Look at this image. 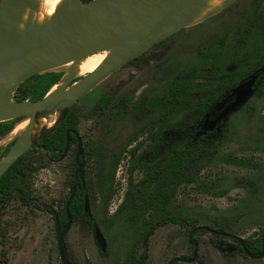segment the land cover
<instances>
[{
  "label": "rangeland",
  "instance_id": "1",
  "mask_svg": "<svg viewBox=\"0 0 264 264\" xmlns=\"http://www.w3.org/2000/svg\"><path fill=\"white\" fill-rule=\"evenodd\" d=\"M264 19V0H236L215 16L188 26L160 47L153 48L99 84L78 104L79 135L88 157L86 186L94 225L105 239L106 251L99 255L93 230L79 222L65 235L68 257L74 264H125L140 250L145 220L160 222L161 214L139 215L130 221L128 212L142 205L136 197L125 206L128 183L139 186L148 167L163 157L156 137L164 133L161 112L141 111L143 103L178 75L198 65L223 64L244 51L237 34L248 20ZM240 47V48H239ZM55 72L64 74V69ZM64 77V76H63ZM28 86L23 84V88ZM111 93L113 104L101 115L91 116L94 103ZM129 99L126 107L122 103ZM13 102L17 99L13 98ZM123 114V116H122ZM121 116V117H120ZM42 135V134H41ZM39 135L34 141L39 142ZM165 135V134H164ZM0 140V151L11 141ZM38 157L43 161V153ZM226 158L241 159L248 166H235ZM73 156L55 165H45L31 176V208L14 203L1 217L0 264H61L54 235L52 213L61 211L73 178ZM134 168L131 172L130 169ZM250 185L242 187L239 181ZM167 212L194 227L223 228L244 241L259 240L264 229V93L250 96L230 119L227 142L210 163L202 162L191 172L171 199ZM189 230L162 224L148 241L151 264H168L172 258H190L193 253ZM198 244L192 264H264L242 254L222 253L236 244L202 231L191 238ZM175 264H186L177 262Z\"/></svg>",
  "mask_w": 264,
  "mask_h": 264
},
{
  "label": "water",
  "instance_id": "2",
  "mask_svg": "<svg viewBox=\"0 0 264 264\" xmlns=\"http://www.w3.org/2000/svg\"><path fill=\"white\" fill-rule=\"evenodd\" d=\"M29 1L31 0H0V19L3 20L0 24V124L16 119L21 121L33 116H43L54 110L61 112L60 123L81 98L113 73L190 26L194 11L202 2V0H93L84 3L82 0H66L46 26L32 31L26 29L22 37H14V28ZM235 1L224 0L220 11L225 10ZM109 49H111L110 53L92 73L81 77L69 75L64 91L50 94V90L37 102L12 101L15 91L28 79L55 72L73 61ZM75 79L79 80L70 85ZM252 84L253 80L236 87L232 92L234 101L227 106L226 103L221 104L219 108L221 112L212 124L226 118L229 113L239 108L250 96ZM25 134L16 137L15 144L0 162V178L30 145H37L34 140L28 142ZM77 142L76 174L82 185L80 189H84L82 165L79 163V159L82 158L79 138ZM68 146L69 136L66 133L62 158ZM75 190L76 186L72 187L66 205V225L60 228L57 218L54 219L62 264H69L64 246V234L71 225L68 206ZM84 213L90 215L87 199L84 202ZM197 230L235 240L250 259L264 258V229L261 250L258 253L247 251L244 241L235 236L218 233L205 227ZM94 237L101 251H105V242L97 227L94 228ZM192 245L194 255L188 261L190 263L196 258L197 245L195 242ZM178 261L185 262L183 259Z\"/></svg>",
  "mask_w": 264,
  "mask_h": 264
},
{
  "label": "trees",
  "instance_id": "3",
  "mask_svg": "<svg viewBox=\"0 0 264 264\" xmlns=\"http://www.w3.org/2000/svg\"><path fill=\"white\" fill-rule=\"evenodd\" d=\"M90 1L93 0H82L84 3ZM236 34L238 41L235 48L238 47V44L244 46V51L239 57L234 56L223 64L211 63L207 66L193 67L190 71L178 75L168 82L153 101L143 103L142 112L152 107L157 113L161 112V116H164L163 119L172 122V124L166 128V136H162L163 138L160 135L156 137V141L161 140L162 144H166L164 156L153 168L148 167L139 186L133 185L131 181L128 183L123 206L133 198L144 199L146 195H149L142 205L128 212V220H134L139 215L143 217L144 214L152 216L154 213H159L164 223L176 224L183 229H193L183 219L170 218L167 208L176 191L188 181L192 170L202 162L210 163L214 157L219 155L220 149L227 142L230 119L238 108L229 113L219 127H215L216 129L214 127L207 129L204 125V119L214 115L217 112L218 103L229 98L231 92L241 84L253 80L250 96L264 93V19L261 20L260 17L256 16L248 20L246 25L241 28L240 33ZM164 43L165 41L159 46ZM61 77L62 74L57 72L34 76L23 83H28V86L24 88L23 84L19 86L13 98L17 99V102L40 101L53 86L55 87L60 82ZM109 100V96L100 98L92 110L93 114L98 111L104 112ZM127 102L128 100L124 101V104ZM76 114L77 109H71L53 131L41 135L42 143L46 147H50L52 152H57L55 158L64 147L65 131L75 129L77 125ZM18 120L1 123L0 138L10 134ZM196 122L198 124H195ZM225 160L235 166L245 167L249 165L247 160L230 158ZM31 165L30 157L25 156L19 159L1 179L0 188H3L4 192L7 193L13 185H17L15 183L17 181L21 184L19 186L20 191L24 193L27 183L25 168ZM133 169H130V172ZM11 179L14 181L11 182ZM237 184L242 187L250 185L248 181L243 180ZM69 213L73 221H81L92 227L93 220L83 213L82 200L79 195L71 203ZM57 217L59 224L64 225L66 222L64 210L57 213ZM158 225L147 220L143 222V226L147 227L141 234L143 251L137 257L132 252L125 264H150L146 243ZM217 230L225 232L223 228ZM246 247L249 251L256 253L259 252L261 243L259 240L251 239L246 241Z\"/></svg>",
  "mask_w": 264,
  "mask_h": 264
},
{
  "label": "flooded vegetation",
  "instance_id": "4",
  "mask_svg": "<svg viewBox=\"0 0 264 264\" xmlns=\"http://www.w3.org/2000/svg\"><path fill=\"white\" fill-rule=\"evenodd\" d=\"M177 34V33H176ZM175 34V35H176ZM174 36V35H173ZM173 36H171V37H173ZM169 39V38H168ZM168 39H166L165 40V42H167V41H169ZM164 42V41H163ZM162 43V42H161ZM160 44V43H159ZM159 44H157L156 46H154V47H152L151 49H153V48H157V47H160L159 46ZM165 44V43H164ZM150 49V50H151ZM150 50H148V51H150ZM147 51V52H148ZM146 52V53H147ZM145 53V54H146ZM144 54V55H145ZM144 55H142V56H144ZM141 56V57H142ZM141 57H139V58H137V59H135V60H133L132 62H130V63H128L127 65H125L123 68H121V69H124L125 67H127L128 65H130L131 63H133V62H136V61H138ZM120 69V70H121ZM119 71V70H118ZM117 72V71H116ZM114 74V73H113ZM110 77V76H109ZM108 77V78H109ZM178 77V76H177ZM176 78V77H175ZM79 79H75L74 81H72L71 83H70V85H72L73 83H75V82H77ZM105 81V80H104ZM197 83H199V82H197ZM101 84V83H100ZM95 89V88H94ZM93 89V90H94ZM163 89V88H162ZM161 89V90H162ZM92 90V91H93ZM91 91V92H92ZM90 92V93H91ZM233 92V91H232ZM232 92H231V96L229 97V98H227V99H224V100H222L220 103H218V105H217V112L214 114V115H212V116H210V117H208V118H206V119H204V125H205V127L207 128V129H210V128H213L214 127V129H216L215 127H219V125H220V123H222L223 122V120L224 119H222V120H219V121H216L215 123H213L212 124V122L213 121H215V119H216V116L221 112V110L219 109L220 107H221V104L222 103H226L225 104V106H227L228 104H230V103H232L233 101H234V98L232 97ZM89 94V93H88ZM87 94V95H88ZM86 96V95H85ZM84 96V97H85ZM105 96H109V103H108V105H107V108H106V110L105 111H107L108 110V108L110 107V105L111 104H113V96L111 95V93H108V94H105V95H102V96H100L99 98H98V100L94 103V105H93V107H92V110H93V108H94V106H95V104L100 100V98H102V97H105ZM83 97V98H84ZM82 99V98H81ZM80 99V100H81ZM155 99V97L154 98H152V99H149V100H147V101H153ZM79 100V101H80ZM128 100V102H127V104L130 102V100L129 99H127ZM78 101V102H79ZM124 101L125 100H122V101H120V102H118V103H116V104H114V106H117L119 103H122L123 104V106L124 107H126L127 106V104H124ZM78 102L76 103V105H74L71 109H73V108H76L77 109V125H76V127H75V129H67L66 131H65V134H64V136H65V140H64V147H63V149H62V151H61V153L60 154H58V156L55 158V156L57 155V152H52L51 151V148L50 147H46L42 142V136L40 137V141L39 142H37V145L36 146H34V145H30L29 147H28V149L24 152V154L19 158V159H21L22 157H25V156H28V157H30L31 158V160H32V165L30 166V167H28V168H25V173L27 174V183H26V185H25V188H24V193H22L21 191H20V188H19V186H21V184H20V182H15V183H17V185H13L10 189H9V191L7 192V193H5L4 192V190H3V188H0V233H1V230H2V224H1V217L3 216V214L8 210V208L10 207V206H12L14 203H18L20 206H23V207H27V208H31V207H33L34 206V202L36 201V199L33 197V191H32V186H31V183H30V180H31V176H32V174L33 173H35L38 169H41V168H43V166H45V165H55V164H59V163H61V162H63L64 160H66L68 157H70L71 156V154H72V156H73V160H72V168L74 169V173H73V178H72V180L70 181V190H69V192H68V196H67V199L65 200V202H64V207H63V209L61 210V211H57V212H54L53 211V209L51 208V207H44L45 208V211L46 212H50V213H52V218H53V224H54V235H55V238H56V240H57V237H56V234H55V223H54V219H55V217L57 218V220H58V217H57V213H61L63 210H64V214H65V220H66V222H65V224L64 225H60L59 224V220H58V224H59V227L60 228H62V227H64L65 225H66V223H67V215H66V205H67V202H68V200H69V198H70V195H71V193H72V187H74V186H76V190H75V193H74V196H73V199L71 200V202H70V204H69V206H68V214H69V217H70V219H71V225H70V227H69V229H68V231L70 230V228H71V226L74 224V223H76V222H79V223H81V224H83V225H86V224H84V223H82L81 221H73L72 220V218H71V216H70V213H69V207L71 206V203L73 202V200L75 199V197L77 196V195H79L80 197H81V200H82V208H83V213H84V202H85V199H87V201H88V206H89V210H90V205H89V197H88V194H87V186H86V180H85V176H86V170L84 169L85 167H86V165H87V157H88V153H87V150H86V147H85V145H84V143H83V141H82V139H81V136L79 135V116H78V114H79V110H78V107H77V104H78ZM224 106V107H225ZM223 107V108H224ZM70 109V110H71ZM148 109H151V110H153V112H155L154 110L155 109H153L152 107H149ZM239 109V108H238ZM69 110V111H70ZM92 110H91V116H97V115H101V114H103L104 112H97L96 114H93V112H92ZM68 114V113H67ZM66 114V115H67ZM65 115V116H66ZM65 118V117H64ZM166 120V119H165ZM10 122V121H9ZM18 122V121H17ZM16 122V123H17ZM201 122H203V121H201ZM15 123V124H16ZM170 124H172V122H170V121H166V122H164V126H165V128H168V126L170 125ZM176 124H178V123H176ZM195 124H198L197 122L195 123ZM166 130V129H165ZM165 130L164 131H162V132H164V133H161L160 134V137H162V136H166V133H165ZM66 133H68V136H69V146H68V150H67V152H66V154H65V156L62 158V155H63V153H64V149H65V142H66ZM165 134V135H164ZM9 135V134H8ZM8 135H6V136H4V137H2V138H0V140H3L4 138H6ZM77 138H79V140H80V142H81V146H82V158H80L79 159V163H81V165H82V172H83V180H84V189H80V187L82 186L81 185V183H80V180H79V176L76 174V171H77V167H76V160H75V157H76V152H77ZM163 138V137H162ZM16 140H17V138H14V139H12L1 151H0V162L2 161V159L6 156V154L8 153V151H9V149L15 144V142H16ZM164 140H166L165 138H164ZM161 140H158V141H154L155 142V144H159V145H162L163 146V149H164V151H165V149H166V144L164 143V144H162L161 142H160ZM40 153H43V161H41V159L38 157V155L40 154ZM163 156H164V154H163ZM18 159V160H19ZM17 160V161H18ZM16 161V162H17ZM16 162H14V163H16ZM13 165V164H12ZM153 168V167H152ZM10 169V168H9ZM8 169V170H9ZM7 170V171H8ZM7 171H6V173H7ZM5 173V174H6ZM4 174V175H5ZM4 175L0 178V182H1V179L4 177ZM12 181H14V179H11V182ZM1 187V186H0ZM27 196V197H26ZM23 197H26V198H23ZM85 214V213H84ZM85 215H87V214H85ZM89 218H91L92 220H93V218H92V215H91V210H90V215H87ZM128 219V218H127ZM130 221H132V220H130ZM155 224H159L156 228H155V230L158 228V227H160L162 224H172V223H164V222H162V220L160 221V222H155ZM174 225H176V224H174ZM87 227H89V228H91L92 230H93V236H94V228L95 227H97V226H95L94 225V220H93V225H92V227H90L89 225H86ZM176 226H178V225H176ZM98 228V227H97ZM198 228H203V227H194L192 230H189V237H188V239H189V242H190V244H191V246H192V249H193V253H192V256L190 257V258H187V259H184V258H172L171 260H170V262L168 263V264H175V263H177V262H181V261H178V259H183L185 262H181V263H186V264H192V263H194L195 261H196V258H197V250H198V244L195 242V241H191V238H192V236L194 235V234H196L197 232H199V231H202V230H197ZM205 228H208V229H210V230H213V231H215V232H218V233H223V234H228V235H232V234H229V233H226V232H220V231H218L217 229H220V228H215V229H212V228H209V227H205ZM99 229V228H98ZM155 230H154V232H155ZM186 230H188V229H186ZM67 231V232H68ZM100 231V230H99ZM263 231V230H262ZM66 232V233H67ZM154 232H153V234H154ZM202 232H204V233H208V232H205V231H202ZM66 233L64 234V246H65V249H66V254H67V259H68V262H69V264H74V262H73V260L71 259V258H69L68 257V252H67V248H66V245H65V235H66ZM101 233V232H100ZM153 234L148 238V240H147V243H146V245H147V254H148V256H149V253H148V241L150 240V238L153 236ZM208 234H210V233H208ZM102 235V234H101ZM210 235H212V236H216V237H218V238H221V239H227V240H230V241H232V242H234L235 244H236V246H237V248H228V249H222L221 251H222V253H224V254H230L231 252H233L234 254H242V255H244V256H246L245 254H244V252H243V250L241 249V247H240V245L238 244V242H236L235 240H232V239H230V238H227V237H222V236H218V235H215V234H210ZM232 236H235V235H232ZM103 237V236H102ZM235 237H237V236H235ZM261 237H262V235H261ZM261 237H260V239H259V241H260V243H261ZM237 238H239V237H237ZM103 239H104V237H103ZM241 239V238H240ZM243 240V239H242ZM94 241H95V244H96V247H97V249H98V251H99V255H101V256H104V253H105V251H106V243H105V251H101V249L98 247V245H97V243H96V240H95V237H94ZM244 241V240H243ZM104 242H105V239H104ZM193 242H195L196 243V245H197V249H196V258H195V260L193 261V262H188V261H190L192 258H193V255H194V246L192 245V243ZM57 243H58V240H57ZM244 244H245V247H246V241H244ZM57 249H58V245H57ZM139 250H140V252H139V254L138 255H136L135 254V251H134V254H135V256L137 257V256H139L140 255V253L143 251V249H142V247H141V240H140V247H139ZM246 250L247 251H249L248 249H247V247H246ZM260 250H261V247H260ZM260 250H259V252H260ZM239 251H242L241 253L239 252ZM251 252V251H250ZM251 253H255V252H251ZM256 253H258V252H256ZM58 254H59V250H58ZM0 257H5V253H4V251H1L0 252ZM247 257V256H246ZM248 258V257H247ZM59 259H60V256H59ZM250 259V258H249ZM264 259V258H263ZM253 260V259H252ZM261 260V259H260ZM60 262H61V260H60ZM126 262V261H125ZM148 262H149V260H148ZM2 263H6V261L4 260ZM150 263V262H149ZM62 264V263H61ZM151 264V263H150Z\"/></svg>",
  "mask_w": 264,
  "mask_h": 264
},
{
  "label": "bare ground",
  "instance_id": "5",
  "mask_svg": "<svg viewBox=\"0 0 264 264\" xmlns=\"http://www.w3.org/2000/svg\"><path fill=\"white\" fill-rule=\"evenodd\" d=\"M224 0H202L200 5L195 9L189 25H194L204 19L215 16L219 13ZM66 0H31L23 10L18 24L13 31L14 37H22L27 30H36L39 27L46 26L52 19L53 15L64 5ZM3 20L0 19V24ZM111 49L86 56L82 59L73 61L61 67L64 69V77L60 82L51 89L50 94H54L66 89V81L69 75L81 77L90 74L110 53ZM61 119V112L54 110L43 116H33L18 121L7 136L8 139H14L19 135L26 133L25 137L28 142L35 140L43 132H51Z\"/></svg>",
  "mask_w": 264,
  "mask_h": 264
}]
</instances>
